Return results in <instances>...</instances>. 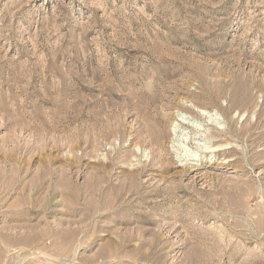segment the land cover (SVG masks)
Listing matches in <instances>:
<instances>
[{
	"label": "rangeland",
	"instance_id": "1",
	"mask_svg": "<svg viewBox=\"0 0 264 264\" xmlns=\"http://www.w3.org/2000/svg\"><path fill=\"white\" fill-rule=\"evenodd\" d=\"M0 264H264V0H0Z\"/></svg>",
	"mask_w": 264,
	"mask_h": 264
},
{
	"label": "bare ground",
	"instance_id": "2",
	"mask_svg": "<svg viewBox=\"0 0 264 264\" xmlns=\"http://www.w3.org/2000/svg\"><path fill=\"white\" fill-rule=\"evenodd\" d=\"M197 112L200 113H197L198 116L195 118L188 116L189 114L185 115L186 113L180 112L176 114L174 123H171L173 146H179L181 151L178 150V152L183 155L184 160L188 157L193 160H199L204 154L207 155L209 153L213 155L212 159L217 156V153L225 154L228 148L225 145L229 144V142L216 144L214 138L217 133H221L219 129L223 125L219 114L211 113L201 108ZM212 130L216 134H211ZM175 148L178 149L177 147Z\"/></svg>",
	"mask_w": 264,
	"mask_h": 264
}]
</instances>
